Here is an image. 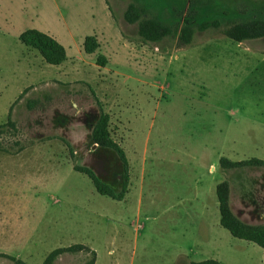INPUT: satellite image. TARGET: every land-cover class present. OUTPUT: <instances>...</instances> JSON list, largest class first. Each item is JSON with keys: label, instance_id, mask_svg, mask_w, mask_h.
Listing matches in <instances>:
<instances>
[{"label": "rangeland", "instance_id": "374dc122", "mask_svg": "<svg viewBox=\"0 0 264 264\" xmlns=\"http://www.w3.org/2000/svg\"><path fill=\"white\" fill-rule=\"evenodd\" d=\"M231 28L263 33L264 2L0 0V264L73 245L88 250L52 264H264L219 224L224 185L231 214L264 226V36ZM30 29L65 61L24 46ZM101 113L126 173L93 139Z\"/></svg>", "mask_w": 264, "mask_h": 264}, {"label": "trees", "instance_id": "16d2710c", "mask_svg": "<svg viewBox=\"0 0 264 264\" xmlns=\"http://www.w3.org/2000/svg\"><path fill=\"white\" fill-rule=\"evenodd\" d=\"M248 1H260L264 2V0H248ZM192 34L188 35L186 39H184V44L188 45L191 42V36ZM226 36L234 41H237L239 43L246 41L248 39L254 38V37H261L264 36L263 33L256 34L253 32V30H249L247 28H231L226 31ZM91 38L87 39V42L90 41ZM19 41L26 47L32 48L36 50L43 61L48 65L57 66L63 63L66 59V54L64 48L53 38L49 37L48 35L39 32L37 30H26L22 32L19 36ZM97 45L93 42L91 43V46L88 48L85 42V51L88 53H92ZM101 64L103 63V59L100 61ZM10 112V110H9ZM9 117V115H8ZM8 122V121H7ZM107 122H108V116L105 113H101L100 118L98 120V125L95 128V131L93 133V139L94 141L100 145L101 147L109 148L113 150L119 157V159L123 163V169L126 173L127 171V164L125 160V156L123 151L114 144L108 135L107 132ZM12 126L13 124L8 122L6 125H0V128H4L6 126ZM251 164H257L261 165L263 164L260 161H254L250 160L247 162H240V163H232L225 159L220 160V166L223 168H235L239 166H245V165H251ZM81 173L86 174L92 181L93 185L96 188V191L101 195H111L113 196L112 192L109 190L107 186H105L103 183H101L90 171L87 169H80L78 170ZM217 199H218V210L220 215L219 223L221 227L226 229L229 234L237 239H241L247 242H251L258 247H260L264 252V226H249L244 223H241L238 221L230 212L227 206L226 201V193H225V187L224 185H220L216 189ZM88 250L82 245H73L67 248L63 249H55L49 255L46 257L44 262L42 264H52L54 259L62 254V253H76L79 251ZM91 259L87 264H94L95 256L93 252H90ZM17 264H21V262L17 261ZM190 264H220L218 261L215 260H204L199 262H191Z\"/></svg>", "mask_w": 264, "mask_h": 264}, {"label": "crops", "instance_id": "0c3cea01", "mask_svg": "<svg viewBox=\"0 0 264 264\" xmlns=\"http://www.w3.org/2000/svg\"><path fill=\"white\" fill-rule=\"evenodd\" d=\"M7 172V171H6ZM5 173V172H4ZM6 174L7 173H5V177H4V179H2V178H0V185H2V182L4 183H6L7 182V176H6ZM219 220H220V215H219ZM220 224V223H219ZM221 226V225H220ZM210 260V259H209ZM204 261V260H203ZM216 261V260H215Z\"/></svg>", "mask_w": 264, "mask_h": 264}]
</instances>
